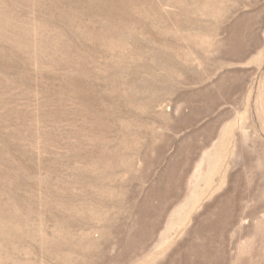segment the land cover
<instances>
[{
  "label": "rangeland",
  "instance_id": "1",
  "mask_svg": "<svg viewBox=\"0 0 264 264\" xmlns=\"http://www.w3.org/2000/svg\"><path fill=\"white\" fill-rule=\"evenodd\" d=\"M0 264H264V0H0Z\"/></svg>",
  "mask_w": 264,
  "mask_h": 264
}]
</instances>
